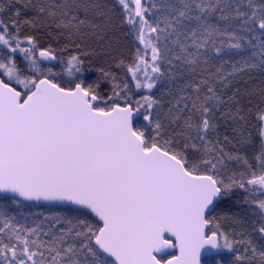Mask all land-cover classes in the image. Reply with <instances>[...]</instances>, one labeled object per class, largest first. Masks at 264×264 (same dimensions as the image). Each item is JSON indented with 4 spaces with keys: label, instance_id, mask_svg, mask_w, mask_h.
I'll use <instances>...</instances> for the list:
<instances>
[{
    "label": "snow or ice",
    "instance_id": "1",
    "mask_svg": "<svg viewBox=\"0 0 264 264\" xmlns=\"http://www.w3.org/2000/svg\"><path fill=\"white\" fill-rule=\"evenodd\" d=\"M0 264H264V0H0Z\"/></svg>",
    "mask_w": 264,
    "mask_h": 264
}]
</instances>
